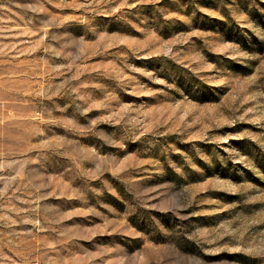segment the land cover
<instances>
[{
  "label": "rangeland",
  "instance_id": "1",
  "mask_svg": "<svg viewBox=\"0 0 264 264\" xmlns=\"http://www.w3.org/2000/svg\"><path fill=\"white\" fill-rule=\"evenodd\" d=\"M0 264H264V0H0Z\"/></svg>",
  "mask_w": 264,
  "mask_h": 264
}]
</instances>
